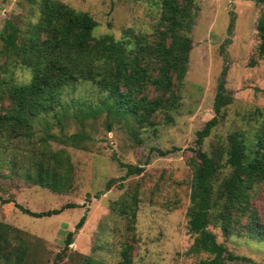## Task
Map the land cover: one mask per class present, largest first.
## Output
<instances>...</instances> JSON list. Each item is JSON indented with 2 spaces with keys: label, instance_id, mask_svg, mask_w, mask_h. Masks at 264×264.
<instances>
[{
  "label": "rangeland",
  "instance_id": "rangeland-1",
  "mask_svg": "<svg viewBox=\"0 0 264 264\" xmlns=\"http://www.w3.org/2000/svg\"><path fill=\"white\" fill-rule=\"evenodd\" d=\"M36 1L0 0V30L5 22L23 27L27 21H34ZM56 1L87 13L95 23L94 37L110 35L120 40L134 34L147 38L158 19L154 0ZM263 10L258 0H195L187 69L176 84L178 106L167 124L156 118L153 128L136 131L129 118L116 119L103 110L81 125L70 116L75 105L98 98L92 88L82 84L65 95L68 115L61 120V130L50 127L55 139L45 144L48 151L64 149L69 155L72 177L64 192L39 188L24 178L28 169L32 174L33 167L27 161L28 154L24 159L21 155L39 150L21 141L4 142V146L0 142V163H4L0 166V222L22 231L29 251L28 264H68V257L76 253L102 264H114L124 239L133 242L132 264H198L206 258L205 254L188 251L192 236L186 229L191 174L198 163L195 133L213 115L216 84L224 71V87L232 100L222 109L223 118L203 140L201 150L225 145L227 135L235 131L242 134L249 148L253 131L264 119V56L256 53V23ZM28 76L26 71L15 73L16 80L22 82ZM48 123L54 122L49 119ZM73 133L83 137L77 146L59 141ZM38 137H44V133H37L30 142ZM157 151L165 154L160 156ZM125 164L141 167L142 172L125 177L126 169L121 166ZM228 171L224 168L223 175ZM133 189L137 193L136 217L133 229L125 232V221L111 207ZM67 203L78 207L42 218L24 215L14 206L39 213ZM251 205L263 220L264 184L256 186ZM81 216L84 223L75 230ZM208 230L227 252L247 259L225 264H264V242L244 234L223 236L215 226ZM69 231L74 232L72 244L60 260H55Z\"/></svg>",
  "mask_w": 264,
  "mask_h": 264
},
{
  "label": "trees",
  "instance_id": "trees-1",
  "mask_svg": "<svg viewBox=\"0 0 264 264\" xmlns=\"http://www.w3.org/2000/svg\"><path fill=\"white\" fill-rule=\"evenodd\" d=\"M258 3L264 7V0ZM153 4L158 19L147 38L134 34L120 40L110 35L94 37L95 23L87 13L56 0L36 1L35 19L23 27L4 23L0 30V142L4 146V142L21 141L39 150L21 155L24 159L28 154L27 161L33 167L32 174L28 169L24 175L27 181L54 193L64 192L69 186L72 177L69 155L64 149L48 151L45 144L55 139L49 133L50 127L55 125L61 130V120L68 115L63 97L73 93L79 84L92 88L98 98L96 102L82 101L75 105L76 110L70 116L81 125L103 110L116 119L129 118L136 131L153 128L158 122L156 118L165 124L171 122L170 113L179 99L176 84L186 73L191 49L189 33L194 24L195 0H154ZM256 35V53L263 57L264 10L256 23ZM16 71L28 72L27 81L16 80ZM223 75L224 71L217 80L211 106L213 115L195 133L194 154L198 163L191 174L186 229L192 236L188 251L206 255L198 264L247 261L217 243L209 226L217 227L223 236L244 234L264 242V219L257 216L251 205L256 186L264 184V119L253 131L249 148L242 134L235 131L227 135L225 145L201 150L203 140L223 118L222 109L232 100L224 87ZM49 119L54 123L49 125ZM39 132L44 137L30 142ZM82 139L80 134L73 133L59 141L75 147ZM157 152L160 156L165 154ZM121 166L126 169L125 177L142 172L141 167ZM224 168H229L226 175L222 173ZM135 191L111 207L125 221V232H130L135 222ZM14 206L33 218L50 217L78 207L67 203L56 210L35 213ZM84 220L81 216L74 229H80ZM73 235L70 231L65 234L55 260L69 250ZM132 245V239L120 242L114 264H132ZM28 256L22 231L0 222V264H28ZM68 264L102 263L76 253L68 257Z\"/></svg>",
  "mask_w": 264,
  "mask_h": 264
}]
</instances>
